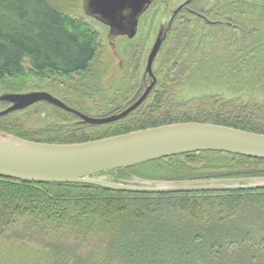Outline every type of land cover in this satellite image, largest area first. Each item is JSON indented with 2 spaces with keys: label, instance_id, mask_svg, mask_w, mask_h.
I'll use <instances>...</instances> for the list:
<instances>
[{
  "label": "trees",
  "instance_id": "obj_1",
  "mask_svg": "<svg viewBox=\"0 0 264 264\" xmlns=\"http://www.w3.org/2000/svg\"><path fill=\"white\" fill-rule=\"evenodd\" d=\"M171 26L156 88L127 118L80 125L54 109V123L26 127L20 115L47 116L44 102L0 117V131L54 145L187 122L264 135V1L191 0ZM98 48V34L51 0H0V94L38 86L70 106L95 102L91 90L101 82L83 92L74 79L90 70ZM111 174L261 177L264 160L200 152ZM0 264H264V190L141 195L0 177Z\"/></svg>",
  "mask_w": 264,
  "mask_h": 264
},
{
  "label": "water",
  "instance_id": "obj_2",
  "mask_svg": "<svg viewBox=\"0 0 264 264\" xmlns=\"http://www.w3.org/2000/svg\"><path fill=\"white\" fill-rule=\"evenodd\" d=\"M156 0H85L86 15L103 22L110 32L112 44L126 36L134 40L139 23ZM191 0L173 11L167 27L155 37L147 57L146 74L153 78L150 87L140 99L123 112L104 118L89 117L66 105L47 91L0 95V103L9 105L0 111V117L21 112L38 103H50L66 112L76 114L83 123L100 125L116 123L135 112L156 87L153 74L155 60L168 39L172 23ZM217 152L244 158L264 160V135L204 123H175L129 134L117 135L82 144L54 145L19 139L0 131V177L19 182L41 184H77L97 186L122 193L167 195L190 193H226L264 190V176L213 177L190 181L148 180L136 176L115 178L112 172L142 166L165 158L190 153Z\"/></svg>",
  "mask_w": 264,
  "mask_h": 264
},
{
  "label": "rangeland",
  "instance_id": "obj_3",
  "mask_svg": "<svg viewBox=\"0 0 264 264\" xmlns=\"http://www.w3.org/2000/svg\"><path fill=\"white\" fill-rule=\"evenodd\" d=\"M53 3L57 4L60 8L62 7L66 13L72 15L73 18H78L84 21L87 25L90 26L97 34L99 38V48L98 56L93 62L92 67L87 73L79 75L75 78V83H80L84 86L82 88L83 92L88 91L89 86L94 82H100L104 77H114V76H126V75H138L145 72L146 60L150 53V49L155 41L160 28L166 26L169 19L172 16V12L175 11L182 4L186 3L188 0H156L154 4L149 8L145 16L142 17L139 23V30L134 38V40L128 39L127 37H120L117 40L116 52L119 54V58L115 56L114 50L112 51L110 47V42L108 40L109 28L99 23L89 15H86L84 1L85 0H51ZM264 0H262L263 2ZM159 59V56L157 57ZM158 59L154 64V72H156L157 67L159 66ZM64 82V81H63ZM102 82V81H101ZM34 86V85H32ZM35 87V86H34ZM79 87H81L79 85ZM102 86L91 90L96 95H94L95 102H102L101 99H107V96H102L98 93ZM36 88H29L28 92L36 91ZM138 89V86L134 85V79L126 80L125 82L117 83L114 89L111 88V91H119L120 95L109 96V99L116 97L119 102L125 101L129 96L134 94ZM9 92V91H8ZM8 92H1L0 95L6 94ZM26 93V92H25ZM54 95V93L50 92ZM190 91H186L184 96L192 97ZM66 96L72 95L71 92H64ZM55 96V95H54ZM57 96V95H56ZM55 96V97H56ZM105 97V98H104ZM105 99V100H106ZM109 100L106 101L108 103ZM5 107V106H4ZM3 108V106H1ZM44 110L47 113L48 108ZM103 112L108 111L102 107ZM0 111H2L0 109ZM46 113V114H47ZM96 113V112H95ZM35 116L29 119L27 115H20V120L25 123V126L31 129L44 128L48 123H50L51 118L49 119L46 115L42 117L40 114L34 113ZM48 115V114H47Z\"/></svg>",
  "mask_w": 264,
  "mask_h": 264
},
{
  "label": "flooded vegetation",
  "instance_id": "obj_4",
  "mask_svg": "<svg viewBox=\"0 0 264 264\" xmlns=\"http://www.w3.org/2000/svg\"><path fill=\"white\" fill-rule=\"evenodd\" d=\"M145 14H144V16H145ZM172 16H173V14H172ZM92 18L95 19L96 21H98L99 23L101 22L98 19H96L95 17H92ZM101 23L103 25H105L103 22H101ZM167 24L164 27H167ZM109 32H110V28H109ZM124 37H126V36H124ZM118 38H120V37H118ZM118 38H116L115 41L112 44L110 43V47H111L112 51L114 50L115 56L119 58L120 56H119L118 52H116V46H117V41H118L117 39ZM153 74H154V77L156 78V80L158 82V76L159 75L154 72V67H153ZM131 78L134 79V85L138 86V89H136V91L134 92L133 95L131 94L128 99H126L125 101H122V102H119L118 101L119 99L116 98V97H113V98L109 99V96L111 94L120 95L119 91L113 92V91H111V88L114 89V87H115V85H117V83L125 82L126 80H129ZM152 80H153V78L151 77V74H146V73H142V74L138 73V75L134 74V75H126V76L104 77L101 80L102 82L100 81L101 83H99V85H102V87H101L102 89H100V91H101L100 93H101L102 96H107L108 97L107 98V100H109L108 103H106V101H104L102 103L101 102L100 103L92 102V103L85 104V105H80V106H78L79 105L78 104L77 105L78 107H77V106H70L69 104H67L66 101L62 100L58 96H56V97L59 100L63 101L66 105H69L71 108L75 109L79 113L81 112V113H83V114H85V115H87L89 117L104 118V117H109V116H113V115L119 114V113L123 112L124 110H126L129 106L135 104L140 99V97L144 94V92L147 90V88L150 87V84H151ZM157 82H156V85H157ZM154 90H155V88L152 90V92ZM152 92L150 93V95L147 97L148 99L143 104H145L150 99V96H151ZM45 103H47V102H45ZM38 104H40V103H38ZM47 104L49 105V108L48 107H46V108H48V111H51V114H50V112L47 113L48 114L47 117L49 119L51 118L50 123H52V122L54 123L55 120H56L55 119V114H54L55 113L54 109H56V110L59 109V110L65 112V113H68V114L71 113V112H66V111L62 110L61 108H59L57 106L55 107L54 105H52L50 103H47ZM104 106H105V109H108V111L103 112L102 107L104 108ZM71 114H73L77 118V120H75V122H74L75 124H80V125L81 124H85V123L82 122L80 117H78L76 114H74V113H71ZM50 123H48V124H50ZM85 125H88V124H85Z\"/></svg>",
  "mask_w": 264,
  "mask_h": 264
},
{
  "label": "bare ground",
  "instance_id": "obj_5",
  "mask_svg": "<svg viewBox=\"0 0 264 264\" xmlns=\"http://www.w3.org/2000/svg\"><path fill=\"white\" fill-rule=\"evenodd\" d=\"M156 88V87H155ZM262 102V101H261Z\"/></svg>",
  "mask_w": 264,
  "mask_h": 264
}]
</instances>
